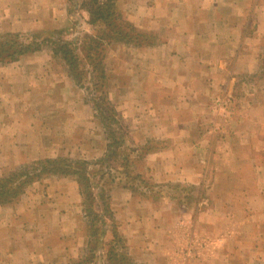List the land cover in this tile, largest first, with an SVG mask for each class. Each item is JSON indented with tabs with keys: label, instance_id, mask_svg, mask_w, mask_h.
<instances>
[{
	"label": "crops",
	"instance_id": "obj_1",
	"mask_svg": "<svg viewBox=\"0 0 264 264\" xmlns=\"http://www.w3.org/2000/svg\"><path fill=\"white\" fill-rule=\"evenodd\" d=\"M129 2L127 6L135 17L136 25H141L140 27L148 31H170L168 37L164 39L172 42L173 48H177L170 52L171 48L164 44L145 54L148 62L144 92L150 97V100H146L154 105L170 104L172 96L169 95V91H172L176 97L172 102L182 101L185 104L181 106H187L186 109L193 114L192 117L179 116L180 118L177 119L171 117L167 124H164V115L157 114L161 120L158 125L146 122L147 127L150 128L148 135L145 133L146 136L167 135L176 139V143L180 141L182 144L187 143L186 147L184 144V148L189 151L183 153L185 158L176 150L170 154L161 151L150 155L147 162L151 180L157 184L174 182L177 176L181 177L188 172L190 178H182L179 181L187 179L193 186L202 185L201 161L195 151H201L202 138L207 135L202 125V117L209 113V106H214L217 101L227 102L228 117L232 118L234 113L244 116L242 128L235 130L225 128L213 132L217 135L215 140H212L213 146L214 143L216 146L217 142H221L224 137L250 138V144L259 142L252 138L263 137L264 96L256 90L255 82L244 81L242 84H236L234 77L244 74L252 78L258 72L260 51L264 47V0H129ZM68 9L67 0H0V30L28 33L43 30L52 24V33L57 28H63L64 37H61L69 40L73 37L74 23ZM250 22H252L251 33H249ZM6 25L8 29L4 30ZM176 42L179 44L177 45ZM47 59L45 55L39 54L28 57L22 60L23 64L22 61L13 64L16 66L11 72L20 75L25 66L35 69L39 77L42 75L41 70L46 67L44 63ZM55 67L53 62L52 89L64 91V99H67L68 89L72 86L71 79L64 69L60 71ZM62 72L64 75H61ZM8 81L13 82V79L0 81L1 160L8 159L7 154L11 156L16 151L31 152L39 156L52 152V157H56L63 152L62 148L65 145L63 147L61 144L67 139L58 140L59 143L56 144L53 139L52 147L49 144V148L43 139L51 136L52 138L81 137L74 146L78 148L77 151L82 158L94 159L104 155L106 143L103 132L93 122L86 107L81 105L79 111L73 113L71 107L62 111L58 105L52 111L51 128L49 122H45L51 117L42 120L39 114L23 113V107L20 106L25 103V99L12 96L14 86ZM236 87L240 88L239 97L233 96ZM137 89L136 85L133 93ZM248 89L251 91H247ZM129 92L131 94V89L124 91V94ZM61 95H63L61 92L58 93V97ZM54 96L57 97V93ZM153 97L154 99H151ZM184 100L189 101L190 105H186L187 102ZM191 104H197V108L192 107ZM232 105L233 110H229ZM243 108L245 112L241 111ZM212 111L214 112L211 110V113ZM155 117L156 115L152 113V120ZM187 119L194 123L192 129L178 123V120H183L186 124ZM195 136L198 137L196 141L190 140L191 137L195 139ZM16 138L32 142V146H29L28 151L22 142L16 147L18 142ZM231 141L233 143V140ZM247 144V141L242 140L239 144L237 139L234 145L245 147L247 150ZM219 147L221 146L215 147L216 154L212 155L217 160L221 155L217 150H223ZM1 162L3 164V161ZM253 166L250 162V166L244 167L251 169L252 186H255L258 178ZM235 167L237 166L234 165L232 168ZM178 173L181 175H177ZM216 180L217 176L212 185L214 187ZM242 180L243 178L241 184ZM69 181L57 180L56 183L52 180V193L46 192L48 198L36 204L30 201L31 197L30 200L25 198L13 208L0 209V264H68L83 256L87 247V237L84 233L86 218L78 194ZM244 185H240V189ZM212 191V189L208 190L207 193L219 198L220 203L206 208L207 211L201 213L199 217L203 226H196L195 209L187 213L194 222L193 232L197 233L198 229L200 231L202 228L212 227L208 230L211 232L208 237L211 238L218 231L227 230L231 234L225 244L230 242L234 234L239 233L235 238L237 243L240 240L248 241V244H244L246 248L249 244H253L260 253V263L264 264V215L261 216V212H250L246 203L239 202L241 199H238L236 205L231 203L227 191L219 192L220 197ZM214 191L216 192V189ZM244 191L247 193L250 189L244 187ZM238 194L240 195L236 196H243L240 190ZM256 194L257 192L254 196ZM109 197L119 233L127 241L128 251L134 263L164 264L161 255L172 248L166 235L167 229L171 226L164 210L154 209L149 203L136 199L130 190L118 186L111 189ZM244 197L251 198V195ZM244 200L248 201V199ZM212 214L218 218L211 217ZM228 221H231L229 225ZM233 222L239 226L240 232L231 226ZM166 239L168 244L165 243ZM245 259L242 264L248 261Z\"/></svg>",
	"mask_w": 264,
	"mask_h": 264
},
{
	"label": "rangeland",
	"instance_id": "obj_2",
	"mask_svg": "<svg viewBox=\"0 0 264 264\" xmlns=\"http://www.w3.org/2000/svg\"><path fill=\"white\" fill-rule=\"evenodd\" d=\"M85 1L88 3V0H72L71 4L68 2V12L71 15L74 23V30L72 31L73 37L69 40L76 42L77 45L79 44V40L84 36H97L99 34V32H96V29L94 27L88 24L90 16L88 12L84 8H82V4ZM115 1L118 10L122 14V19L124 20V22L130 23L133 27L134 32H132V35L136 36L137 43H135L134 45L111 42L107 46V48L105 47V58L103 64L105 66L106 73V98L113 105L116 111L121 115L122 124L123 126H125V128H127V134H124L123 136V147L121 148V151L127 153V155L130 156L129 159L132 160L137 158L138 156H141L146 147H148L149 150H153L152 153L146 155L144 161L140 160L142 162L138 164L139 166H133L134 169L136 168V172L142 174V176L146 180H149L150 185L149 187H146L140 184V182L135 181L134 185L138 188V191L136 195H134L133 193L132 194L136 196V199H140L145 203H149L150 206H154V209H163L166 218H168L169 220V224L171 227L167 229L166 235L172 248L162 253L161 261L164 262V264H242V261L247 258L245 259L248 260L245 261L246 264H262L259 261V258L261 257L260 253L257 251L256 247L253 246V244H249V247L246 248L244 247V244H248V241L241 242L240 240L237 243V239L235 238L239 233L234 234L230 239V242L228 241L227 244H225L226 239H228L231 234L227 230L218 231L211 238L208 237L209 234H211V232L208 230L212 229V227L206 229L202 228L200 229V231L198 229V232L194 233V222L191 221V215L187 213H189V211L192 212V210L195 209L196 215L194 216H196L197 221V224L196 221L195 224L196 226L198 225V227L203 226V224L200 223L199 217L201 213L206 212V208L213 205L215 206L217 203H220L219 198L212 197L210 196L211 194L207 193L208 190L212 189V193L216 194L217 197H220L221 193L227 191V195L231 203H234L236 205L238 199H241V201L239 202L246 203L250 208V212H261V216L264 215V143H262V141L264 142V130L263 137L260 136L259 138H252V140L257 139L259 141L257 144H250L251 139L246 137L222 138L221 142H217V145H220L221 147L219 148H222L223 150H217V153H220L221 155H219V160L215 159L212 155L213 153L214 155L216 154L215 147L217 145L215 146L214 143L213 146L212 140H215V137H217V135H214L213 132H218V130L222 131L225 128L233 130L240 129L242 128L244 117L240 113H238L237 115H235L234 113V116L232 118L228 117L229 113L226 111L229 107V104L227 102L222 103L221 101H217L214 106L208 107L209 113L202 117V125H204V129L207 135H205V138L201 137L203 139V143L201 144V151H195L197 158H199V160L201 161L202 185L193 186V184L188 182L187 179L179 181L182 178H190V174L188 172H185L181 177L177 176V178H175L177 180H174V182H162L159 184L152 182L150 177L151 172L148 168L147 162V158L150 155H154L161 151L170 154L176 150L178 151V154L183 157V153H188L189 151H186L184 148L185 142H183V144L182 141L176 143V139L170 138L167 135L162 137H158L159 135L154 137L146 136L145 133L149 132L150 130V128L147 127L146 122L148 121L150 123L158 125L161 120L157 116V114L164 115V124H167L168 119L171 117H175L176 119L177 117L180 118L179 116L192 117L193 114L191 111L186 109L187 106H181L182 104H185L182 101H177L176 103L172 102L176 100V97L172 91H169V95L172 96L170 104L161 106L159 104L154 105L151 102H148V100H150V97H147L144 92L146 85L144 79L145 77H147L145 70L147 69L146 64L148 62V57L145 56V54L155 48L162 47L164 44L171 48L170 52H173L174 49L177 48H173V43L168 42L166 39H164V37H168L170 31H148L147 29L140 27L141 25H136L135 17L131 12H129V7L127 6L130 4L129 0ZM253 20L254 18H252V21ZM249 27V33H251L252 22H250ZM6 29H8L7 25L4 27V30ZM7 32L9 31L0 30V33ZM18 33L27 34V32ZM28 33H39L42 36L48 35L47 37L51 40L52 38L58 39L61 36L64 37L63 28H57L56 31L52 33V24H50L43 30L32 31ZM138 43H141L142 45L138 46ZM176 43L177 45L179 44V42ZM37 54L45 55L48 58L44 63L46 64V67L40 72V74L42 73V75L37 77L38 74H36L35 69L32 70L30 67L25 66H23V73L19 75L17 73L11 72V69L16 66L13 64L17 62L9 63L8 65L0 63V81L13 79V82L8 81L10 84L12 83L11 86H14L12 96L15 95L16 97H22L23 99H25V103L20 106L23 107V113L32 112L39 114L42 120L51 117L50 120L45 121L49 122L51 128L52 111L58 105H60L62 111H64L65 109L68 110L69 107H71L73 113L78 112V109L81 107V105L83 107H86L87 112L93 119V122L98 125L103 132L104 140L106 143V149L104 153L105 155L108 142L103 125L97 118L98 115H96V110L94 109V106L90 100L91 97L88 95L86 90L81 89L76 84V82L72 78H70L72 86L68 89L66 96L67 99H64V91L62 92L61 90L52 89V64L54 62L56 70L59 69L60 71H63L64 69L67 76H69L67 69L61 63V61L55 58L52 59L51 52L47 47L31 56ZM31 56H26L20 59L18 62L28 59V57ZM61 75H64V72H62ZM169 80L170 82L172 81L171 78H169ZM234 81L236 84H242V82L244 81L255 82L257 84V86L255 85L257 87L256 90L259 94H262V96H264V47L260 51L259 69L256 75L252 78L244 74L238 77L236 75V77H234ZM136 85L138 86V89L135 93H133L134 87ZM130 89L131 94L129 92L125 95L124 91H129ZM247 91L251 90L248 89ZM60 92L63 95H61V97H58V93ZM56 93L57 97L54 96V94ZM238 95L240 96V88L236 87L233 90V96L239 97ZM97 96L100 97L99 95ZM151 99H154V97ZM185 102L188 103H186V105H190L189 101ZM246 105H244V107ZM158 106L160 108H158ZM191 106L197 108V104H191ZM233 108L234 106L232 105L229 110H233ZM211 110H214V112L212 111L211 113ZM241 111L245 112L244 108ZM152 113L156 115L155 119L153 120ZM191 121L192 120L187 119L185 124L183 120H178V123L181 125L183 124V126H185L186 128L192 129L194 123H192ZM64 138H66L67 140L63 141V143L61 144L63 147L65 145V147L62 148L63 152L56 157H52V152H49L48 155L45 156H39L38 154H32L31 152L26 153V151H16L15 153H12L11 156H8L9 154H7L8 159H0V181H2L9 175L20 172L22 178L18 180L19 182L26 180L25 175H23V173L25 172L30 175V178H28L29 180L33 176L34 170L32 169L34 167L37 166L38 169L44 172L45 168L38 166V163L46 160L52 161L59 158H64L74 161H90L99 159L104 156L102 155L94 159L82 158L80 152L77 151L78 148L76 149V146H74L75 143L80 140L81 137L79 136H74L73 138L60 136H55L52 138L51 136L43 139V141L47 147H49V144L50 147H52L53 139L55 140L56 144L59 143L58 140H62ZM194 138L195 139H192L191 137L190 140L196 141L198 139V137L196 136ZM16 139L18 141L16 147L19 144L21 145L23 143L25 144V147H27L28 151L29 146H32V142L21 141L19 138ZM237 139H239V144L241 143V140L247 141L248 144L246 146H248V149L246 150L245 147H235L234 144L236 143ZM70 140H72V142H70ZM231 140H233V143H231ZM186 145L187 143L185 144V147ZM21 148H23V146ZM1 161H3V164H1ZM250 162L253 163V167L255 168V172L258 178V183H256L255 186H252L253 180L250 177L251 169H247L244 167L250 166ZM234 165L237 167L232 168ZM49 168H51V166H49ZM35 173L38 172L35 171ZM111 173L113 174V176L108 177L106 178V180H104V182L107 183V185L104 186V189L108 192V195L113 187L118 186L120 188H124L123 184L126 183V180L123 179L124 174L121 175L115 173L116 178H114V172ZM36 175L38 174H35V179H31L32 182L23 187L24 192L23 194H21L18 200H16L12 204L0 206V209L13 208L17 204H20V202L22 203L25 198H28V200H30L31 197L32 200L30 201L36 204L40 200L48 198L46 192L52 193V180L57 183V180L62 181L65 179L70 180L69 182L73 184V187L76 190L80 200V206L83 209V199L80 194V187L77 185L73 177L53 175L50 169L45 171V174H40V177H38L39 175ZM177 175H181V173H178ZM119 176L122 177V181L120 184L117 183L120 180ZM215 176H217V180L214 187L212 185L214 184ZM242 178L243 183L241 184ZM243 184H245L244 187L247 190L248 188L250 189L249 192H243L244 187H241L240 189V185L243 186ZM46 188L47 190H45ZM215 189L216 192L214 191ZM239 190L240 193L243 194V196L241 197L236 196L240 195L238 194ZM256 192L257 194L256 196H254ZM244 195H251V198H245L246 196L244 197ZM231 197L233 198L231 199ZM244 199H248V201H245ZM217 206L219 207V205ZM111 210L114 216L112 205ZM183 211L185 213H182ZM211 217L218 218V216H216L215 214H212ZM90 221L97 222H94L93 226L91 227ZM98 221L99 220H96L94 216H91L90 218H88V220L86 219L84 223V233L87 237V247L82 257L77 260H72L68 264H74L76 262H79V264H109L112 262L113 250L110 249V246L114 243V241L111 243L112 235L111 233H108L104 237V239H102V236H100L99 234L100 223ZM230 223L231 221H228V225ZM115 225H117L116 220ZM231 226L234 227L236 231H241L236 223L233 222ZM116 227L117 233L120 237H122V235L119 233V227ZM242 235L243 233L240 234V236ZM124 241L126 248L120 244L119 248H115L114 250L116 252L119 251L121 254H123V252H126V256L128 257L130 263L135 264V261H133V259L130 257L127 241L125 239ZM117 243L118 242H116V244ZM165 243L168 244L167 239ZM120 248H123L124 250Z\"/></svg>",
	"mask_w": 264,
	"mask_h": 264
},
{
	"label": "trees",
	"instance_id": "obj_3",
	"mask_svg": "<svg viewBox=\"0 0 264 264\" xmlns=\"http://www.w3.org/2000/svg\"><path fill=\"white\" fill-rule=\"evenodd\" d=\"M68 2L71 4L72 0H68ZM82 8L90 16L88 24L94 27L96 32H99L97 36H84L77 45L76 42L62 37L51 40L47 37L48 35L42 36L39 33H0V63L8 65L18 62L20 59L38 53L47 47L52 58L61 61L67 69L69 77L81 89L86 90L91 97L90 100L96 110V115H98L96 117L103 125L106 134L108 142L106 154L99 159L90 161L59 158L39 162L38 166L44 167L45 170L43 172L35 164L37 168L32 169L34 170L32 178L35 179V174L40 177V174H45L48 169L52 171L53 175L73 177L80 187L85 218L88 220L94 216L96 220H99V234L102 239L108 233L112 235L111 243L113 241L114 243L110 249L113 250V259L109 264H131L126 252L121 254L114 250L119 248L120 244L125 247V241L116 231L117 225H115L111 210L110 197L104 189V186L107 185L104 180L113 176L111 172H114V178H116L115 173L124 174L123 179L127 184L124 183L123 187L136 195L138 188L134 185L135 181L146 187H149L150 184L149 180L136 172V168L134 169L133 166L144 161L146 155L152 153L153 150L146 147L141 156L132 160L129 159L130 156L127 153L121 151L123 136L127 134V128L122 124L121 115L106 98V73L103 61L105 47L107 48L111 42L135 45L137 38L132 35L134 29L131 24L125 23L122 19L115 0H88V3L83 2ZM137 45L141 46L142 44L138 43ZM23 175L26 180L22 182L18 181L22 178L21 172L9 175L0 181V206L12 204L18 200L24 192L23 187L32 182V178L28 180L29 174L25 172ZM121 181L122 177L117 183L120 184ZM94 222L97 221H90L91 227ZM116 242L118 243L116 244ZM74 264H79V262Z\"/></svg>",
	"mask_w": 264,
	"mask_h": 264
}]
</instances>
